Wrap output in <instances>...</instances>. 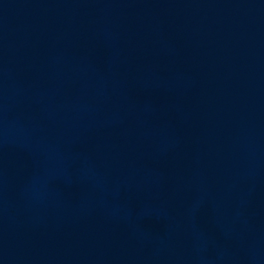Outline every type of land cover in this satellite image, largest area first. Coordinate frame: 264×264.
<instances>
[{
	"label": "water",
	"instance_id": "water-1",
	"mask_svg": "<svg viewBox=\"0 0 264 264\" xmlns=\"http://www.w3.org/2000/svg\"><path fill=\"white\" fill-rule=\"evenodd\" d=\"M0 264H264V0H0Z\"/></svg>",
	"mask_w": 264,
	"mask_h": 264
}]
</instances>
